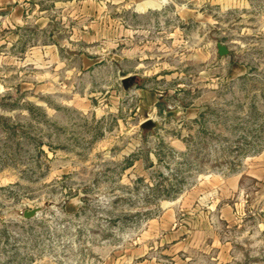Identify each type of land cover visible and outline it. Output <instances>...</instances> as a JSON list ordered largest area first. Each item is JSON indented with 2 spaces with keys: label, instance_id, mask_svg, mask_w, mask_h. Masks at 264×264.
Masks as SVG:
<instances>
[{
  "label": "rangeland",
  "instance_id": "1",
  "mask_svg": "<svg viewBox=\"0 0 264 264\" xmlns=\"http://www.w3.org/2000/svg\"><path fill=\"white\" fill-rule=\"evenodd\" d=\"M49 1L0 28V264H264V0Z\"/></svg>",
  "mask_w": 264,
  "mask_h": 264
},
{
  "label": "crops",
  "instance_id": "2",
  "mask_svg": "<svg viewBox=\"0 0 264 264\" xmlns=\"http://www.w3.org/2000/svg\"><path fill=\"white\" fill-rule=\"evenodd\" d=\"M49 0H0V28L5 25L20 24L27 19H35L40 23L42 31L50 28V21L55 17V13L59 12L49 10ZM62 2L59 0H51V5L58 10ZM57 17V16H56ZM44 67V66H42ZM138 76L140 74L128 72L126 76ZM43 76V75H42ZM138 94L146 98L150 105L156 104L158 101L157 94L143 87H138Z\"/></svg>",
  "mask_w": 264,
  "mask_h": 264
},
{
  "label": "water",
  "instance_id": "3",
  "mask_svg": "<svg viewBox=\"0 0 264 264\" xmlns=\"http://www.w3.org/2000/svg\"><path fill=\"white\" fill-rule=\"evenodd\" d=\"M218 50L220 54H226L229 52V48L226 45L219 43ZM137 80V76H126L123 78V83L125 88H128L131 84H133ZM156 126V122L152 119H147L142 123V127L144 129H150ZM35 210L28 211L27 214L30 216L34 214Z\"/></svg>",
  "mask_w": 264,
  "mask_h": 264
}]
</instances>
